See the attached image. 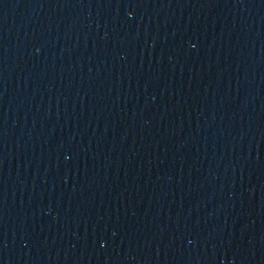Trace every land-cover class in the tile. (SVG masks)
Instances as JSON below:
<instances>
[{
	"label": "water",
	"instance_id": "1",
	"mask_svg": "<svg viewBox=\"0 0 264 264\" xmlns=\"http://www.w3.org/2000/svg\"><path fill=\"white\" fill-rule=\"evenodd\" d=\"M0 264H264V0H0Z\"/></svg>",
	"mask_w": 264,
	"mask_h": 264
}]
</instances>
